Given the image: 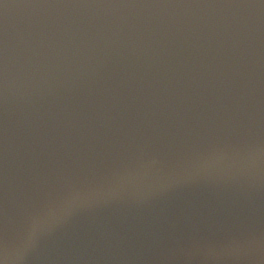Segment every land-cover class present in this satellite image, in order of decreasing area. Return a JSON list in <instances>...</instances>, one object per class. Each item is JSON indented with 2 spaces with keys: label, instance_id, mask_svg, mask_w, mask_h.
Returning <instances> with one entry per match:
<instances>
[{
  "label": "water",
  "instance_id": "water-1",
  "mask_svg": "<svg viewBox=\"0 0 264 264\" xmlns=\"http://www.w3.org/2000/svg\"><path fill=\"white\" fill-rule=\"evenodd\" d=\"M0 264H264V0H0Z\"/></svg>",
  "mask_w": 264,
  "mask_h": 264
}]
</instances>
